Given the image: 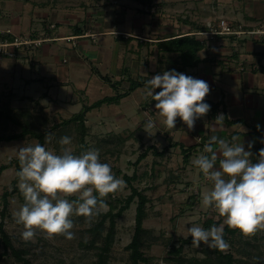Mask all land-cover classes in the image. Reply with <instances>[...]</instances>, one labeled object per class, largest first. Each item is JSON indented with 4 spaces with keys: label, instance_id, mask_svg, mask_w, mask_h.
I'll list each match as a JSON object with an SVG mask.
<instances>
[{
    "label": "crops",
    "instance_id": "1",
    "mask_svg": "<svg viewBox=\"0 0 264 264\" xmlns=\"http://www.w3.org/2000/svg\"><path fill=\"white\" fill-rule=\"evenodd\" d=\"M98 2L102 7L98 11L82 4L75 8L54 7L40 13V0H0V27L10 28L15 35L31 39L49 34L53 36L37 49L27 47L17 50L15 58L0 57V78L8 77L10 86H19L23 81V91H34L37 88L34 87L37 85L34 65L53 73L54 80L60 83L72 79L79 87L83 82L89 86L92 78L98 77L105 86H109V93L114 94L112 96L124 95L118 103L104 106L118 107L117 120L122 124H131V138L150 149L149 158L155 154L158 159L164 158L163 164L159 162L156 166L163 167L174 161L179 166L175 179L184 176L190 180L191 188L197 187L200 204L203 205L202 194L211 189L212 182L204 177L193 161L203 153L211 135L216 134L229 142L233 136L239 137L245 150L252 153L250 159L253 163L258 161L260 151L264 149V35L244 36L239 40L232 37L209 40L196 33L206 31L209 23L219 17H226L235 25H243L247 29H258L264 25V0ZM43 4L42 8L49 3ZM53 21L57 22V28L49 32L45 26ZM80 25H84L83 29ZM185 36L196 42L195 45L191 41L193 51H189L187 58L181 52L173 51L175 47L171 44V40ZM76 39H79L78 45L73 48L80 49V52L68 59L59 56L61 48L56 44L63 41L74 44ZM185 45H180V48L184 49ZM90 53L98 58L96 63H87V54ZM30 62L32 64L28 67ZM241 67L244 69L241 70ZM107 69L115 75H104ZM171 69L209 83L210 92L205 101L211 105L210 111L197 119L191 130L179 117L172 130L163 123L158 128L147 129L148 119L162 121L163 118L157 115V102L145 95L146 86L130 91L131 86L134 82L147 81ZM81 74L86 80L80 78ZM100 75L119 82L117 90L103 81ZM60 76L62 78H58ZM155 92L158 91L155 89ZM104 106L100 109L104 110ZM126 130L129 131V128L123 131ZM212 147L219 149L218 143H213ZM216 166H219V157ZM209 212L215 214L217 210Z\"/></svg>",
    "mask_w": 264,
    "mask_h": 264
},
{
    "label": "rangeland",
    "instance_id": "2",
    "mask_svg": "<svg viewBox=\"0 0 264 264\" xmlns=\"http://www.w3.org/2000/svg\"><path fill=\"white\" fill-rule=\"evenodd\" d=\"M98 1L100 0H40V13L54 7L65 9L72 6L75 8L83 6L82 4H88L90 8L98 11L102 8ZM43 3L50 5L42 8ZM120 3L123 4V2ZM149 17L151 16L149 15ZM219 18L230 21L226 17ZM49 23L45 26L47 31L51 32L57 28L56 21L50 25ZM82 26L84 25L79 27L83 29ZM52 37L49 34L40 40L43 39V42H46ZM78 41L79 39L74 40V44L69 41L57 43L56 46L61 48L59 56L68 59L80 52V49L73 48L78 45ZM89 44L92 45V42L90 41ZM96 59L98 58L93 53L87 54L88 64L91 63L90 61L96 63ZM31 64V62L28 63V67ZM33 68L37 72V85L34 86L37 88L34 91H23V81L19 86L17 84L10 86L11 80L8 77L0 78V138L21 133L23 127L27 125L34 133L44 134L45 137L48 133L52 134L50 141L45 139V147L48 150L59 154L63 147H70L74 154L79 155L90 148L99 149L101 160L111 164L112 171L117 177L125 181L124 175L129 177L137 175L138 178L132 181L131 185L149 199L147 210L150 212V216L144 221V227L148 232L143 236L142 247V251L150 261L140 264H188L184 261L191 258L202 259L207 252L215 257V248H210L203 242L198 248L192 244L185 245L180 255L172 253L174 248L181 245L182 240L191 237L187 230L191 224L203 226L206 219L214 218L215 222L219 225L223 224L225 227L227 225L226 218L221 216L218 211L215 214L210 213V210L215 211V209L207 210L200 204L198 189L197 187L191 188L190 180L184 176L182 179H175V172L179 171V166L174 161L169 165L164 164L163 167L156 166V164H163L164 158L158 159L156 154L153 158H149L151 151L147 153L148 158L139 161V157L147 151L146 145L144 146L143 143L140 145L133 141L131 124H122V121L117 120L118 107L108 108L103 105L104 110L95 108L87 111L85 114L87 130L84 136L78 122L61 125L63 121L81 113L84 107L93 105L102 97L114 95L109 93V86H105L98 77L92 78V83L89 86H86L84 82L80 84V87L76 86L72 79L60 83V81L54 80L56 77L53 76V73L44 70L42 66L34 65ZM106 73L111 76L115 75L109 69L104 72V75ZM1 75L0 73V77ZM82 75L80 78L83 77ZM85 78L83 77L82 80H86ZM101 89L102 91H100ZM9 117H13L15 120L12 121ZM127 128L129 131H123ZM65 135L72 138V143L68 146L59 143L60 138ZM38 142V139L31 135L17 141L0 142V166L18 159L20 147L34 145ZM16 178L17 169L15 166L6 169L0 175V264H25V260L28 262L27 264H99V253L104 237L95 242L94 246L91 243L95 238L94 227L101 221L102 215L110 211V204H108L107 211L101 210L99 215L94 216L90 221L82 215H73L71 218L74 227L71 231L74 232V238L72 239H66L60 234L49 237L43 231L37 230L32 240L25 241L21 237L24 227L16 222L15 214L25 202L17 187L18 181L15 183ZM15 187L19 191L8 198L9 204L5 217H3V194L6 191H12ZM109 194L110 198L108 197L106 200L116 205L114 208V213H116L131 194L130 185L125 181L121 190ZM190 197H195V200L189 205ZM68 199L75 201L78 196L72 194ZM197 202H199V206ZM136 208L137 199L116 220L115 241L107 264H133L130 260L131 252L127 250V246L131 243L135 233ZM1 224H3V228H1ZM109 228L110 224L107 221L104 236ZM2 230L8 234L13 247L24 260L18 259L10 249L6 256H2L5 251ZM224 252L233 254L236 259L235 264H264V230L257 231L252 235H245L240 231L232 238L229 248Z\"/></svg>",
    "mask_w": 264,
    "mask_h": 264
},
{
    "label": "clouds",
    "instance_id": "3",
    "mask_svg": "<svg viewBox=\"0 0 264 264\" xmlns=\"http://www.w3.org/2000/svg\"><path fill=\"white\" fill-rule=\"evenodd\" d=\"M157 88L160 91L154 93ZM209 92L207 81L176 69L152 76L146 81L145 95L157 102V115L163 119H148L146 128H158L163 123L172 130L179 117L189 130L193 129L196 120L210 111L211 105L205 101ZM51 138V133L45 137L49 141ZM59 143L68 146L72 138L65 135ZM213 143H218V150L213 149ZM251 156L239 137L233 136L229 142L213 134L203 153L193 161L212 182L211 189L202 194L203 205L217 210L226 218L228 226L245 235L264 230V149L257 162L253 163ZM18 159L21 167L17 172V187L25 202L15 215L16 222L24 227L21 237L25 241L32 240L37 230L49 237L60 234L66 239L74 238L71 217L82 215L90 221L101 210L107 211L109 205L101 198L125 185V181L114 174L111 164L101 160L99 149L95 148L77 155L70 147H63L57 154L44 144L36 143L20 147ZM72 194H77L78 199H68ZM187 230L192 245L197 248L201 242L220 251L229 248L223 224L204 228L193 223Z\"/></svg>",
    "mask_w": 264,
    "mask_h": 264
},
{
    "label": "trees",
    "instance_id": "4",
    "mask_svg": "<svg viewBox=\"0 0 264 264\" xmlns=\"http://www.w3.org/2000/svg\"><path fill=\"white\" fill-rule=\"evenodd\" d=\"M196 45V42L193 41V39H191L189 36H185V37H180V38H176L175 40H171V44L172 46H174L175 48L173 51H179L181 52V55L185 58H187L189 55V51H193V48H191L190 46L192 45V42ZM182 44H187L185 45L184 49L180 48V45ZM197 49V48H196ZM101 79L103 81H105L106 83H109L110 86L112 88H114L115 90H117L118 86L120 85L119 82H112V80L108 77V76H102L100 75ZM138 86H146V81H138V82H134L131 86L130 91H133L135 88H137ZM157 91H160L159 88L156 89ZM124 95L123 94H116L115 96H111V97H105L103 99L98 100L97 102H95L93 105L89 106V107H84L83 110L81 111V113H79L78 115L73 116L71 119L69 120H65L62 122L61 125H68L71 124L73 122H78L80 123V126L82 127V134L83 136L85 135V131L87 130L86 126H85V114L87 113V111L91 110V109H95V108H100L103 105H108V104H116L120 101L121 98H123ZM10 120L14 121L15 118L13 117H9ZM56 127V126H55ZM33 136L35 139H38V143L41 144H46L45 142V135L44 134H37L34 133L27 125L25 127H23V131L21 133L18 134H13L7 137H1L0 138V142L3 141H7V142H11V141H17V140H21L24 139L27 136ZM149 149H147V151H145L144 154H142L139 157V161H141L142 159L147 157V153H148ZM186 160V158H185ZM15 166L17 169V172L19 171L21 165L19 162V159H15V160H11L7 165H2L0 166V175L3 171H5L6 169ZM125 181L130 185V189H131V194L125 199L124 205L121 206V208L114 213V208L116 205H113V202H109L106 199L109 197L110 198V194L107 195L106 197H103L101 199H105L106 202L108 204H110V211L107 214H103L101 221L98 222L96 224V226L94 227V240L92 241L91 245L94 246L95 242L99 241L100 239H102V237H104L103 241V246H101L100 248V253H99V264H107V260L109 258L111 249L114 245V241H115V235H116V220L122 216V214L128 210L131 206V204L133 202L136 201L137 199V208H136V218H135V233H134V237L131 241V243L127 246V250H129L131 252L130 254V260L132 261L133 264H140V263H147L150 261V259L148 257L145 256L144 252L142 251V247H143V236L148 232L147 229H145L144 227V221L148 219V217L150 216V212L147 210V204L149 203V199L143 195L142 192H140L137 188H135L134 186H132V181H135L138 177L137 175H133L132 177H129L127 175L123 176ZM18 181V177L15 180V183ZM19 190L15 187L12 191H6L3 194V201H4V207H3V212H2V216L5 217V213L8 207V198L12 195H14L16 192H18ZM95 195H98V193L94 192ZM189 200L191 202H193L195 200V197H190ZM109 221L110 224V228L108 230V232L106 233V235L104 236V232H105V225L106 222ZM216 225L218 226L219 223L215 222L213 219H206V221L204 222L203 227L204 228H210L211 226ZM1 228H3V224H1ZM240 230L236 229V228H232L228 225H226L224 227V238L228 243L232 242V238L234 236H236L237 233H239ZM2 236H3V242H4V254L2 256H6L8 254V250H12V252H14V254L16 255V257L18 259H23L22 255H20L19 252H17L15 250V248L13 247L11 240L8 236V234H6V232H4V230L1 231ZM188 244H192V237L187 238L182 240L181 245L177 248H174V250L172 251V253H174L175 255H180L183 252V249L185 247V245ZM90 245V247H91ZM214 254H216V256H212L211 254H206V256L204 258H191L188 261H184L187 262L188 264H235L236 263V259L234 258L233 254L231 252H224V251H220L218 249H214ZM24 260V259H23ZM183 262V260H182ZM28 262L25 260V264H27ZM183 264V263H182Z\"/></svg>",
    "mask_w": 264,
    "mask_h": 264
},
{
    "label": "built area",
    "instance_id": "5",
    "mask_svg": "<svg viewBox=\"0 0 264 264\" xmlns=\"http://www.w3.org/2000/svg\"><path fill=\"white\" fill-rule=\"evenodd\" d=\"M209 40L217 37H232L243 39L244 36L259 37L264 35V25L260 28L247 29L243 25H235L224 18H218L215 22L209 23L208 29L197 33ZM43 39H31L29 36H17L10 28L0 27V57H17V50L27 47L39 48ZM244 68L241 67V70ZM201 141V139H199Z\"/></svg>",
    "mask_w": 264,
    "mask_h": 264
}]
</instances>
